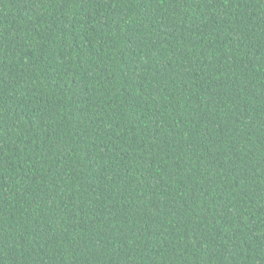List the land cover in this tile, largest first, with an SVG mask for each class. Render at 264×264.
Here are the masks:
<instances>
[{
  "label": "trees",
  "instance_id": "16d2710c",
  "mask_svg": "<svg viewBox=\"0 0 264 264\" xmlns=\"http://www.w3.org/2000/svg\"><path fill=\"white\" fill-rule=\"evenodd\" d=\"M0 264H264V0H0Z\"/></svg>",
  "mask_w": 264,
  "mask_h": 264
}]
</instances>
